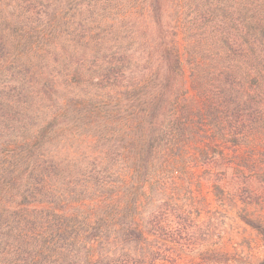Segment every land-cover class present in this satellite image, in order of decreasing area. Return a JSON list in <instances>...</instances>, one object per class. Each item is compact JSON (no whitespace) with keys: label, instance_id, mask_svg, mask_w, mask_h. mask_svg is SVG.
<instances>
[{"label":"trees","instance_id":"trees-1","mask_svg":"<svg viewBox=\"0 0 264 264\" xmlns=\"http://www.w3.org/2000/svg\"><path fill=\"white\" fill-rule=\"evenodd\" d=\"M208 192L264 240V0H0V264H181Z\"/></svg>","mask_w":264,"mask_h":264},{"label":"rangeland","instance_id":"rangeland-1","mask_svg":"<svg viewBox=\"0 0 264 264\" xmlns=\"http://www.w3.org/2000/svg\"><path fill=\"white\" fill-rule=\"evenodd\" d=\"M196 202L194 232L202 239L211 235L208 241H199L198 249L184 251L181 264H252L264 259V240L238 217L243 205L229 199L218 200L210 192ZM204 249H217L219 255L212 257L217 260L201 261L198 253Z\"/></svg>","mask_w":264,"mask_h":264}]
</instances>
